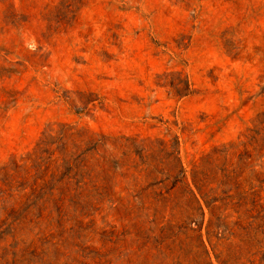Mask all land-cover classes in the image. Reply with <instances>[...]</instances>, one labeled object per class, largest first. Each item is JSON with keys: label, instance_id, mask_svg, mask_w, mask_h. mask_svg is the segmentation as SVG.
Returning a JSON list of instances; mask_svg holds the SVG:
<instances>
[{"label": "rangeland", "instance_id": "obj_1", "mask_svg": "<svg viewBox=\"0 0 264 264\" xmlns=\"http://www.w3.org/2000/svg\"><path fill=\"white\" fill-rule=\"evenodd\" d=\"M0 264H264V0H0Z\"/></svg>", "mask_w": 264, "mask_h": 264}]
</instances>
